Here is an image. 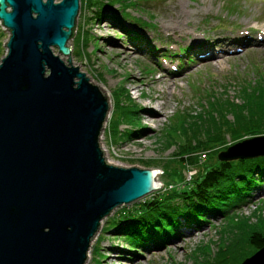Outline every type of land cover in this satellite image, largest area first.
<instances>
[{"label": "water", "instance_id": "water-1", "mask_svg": "<svg viewBox=\"0 0 264 264\" xmlns=\"http://www.w3.org/2000/svg\"><path fill=\"white\" fill-rule=\"evenodd\" d=\"M79 8L80 0H0L9 33L0 60V264H85L101 223L161 187L158 171L103 157L107 96L70 62ZM259 143L264 136L235 143L218 160L264 157L241 152ZM241 264H264V246Z\"/></svg>", "mask_w": 264, "mask_h": 264}, {"label": "rangeland", "instance_id": "rangeland-1", "mask_svg": "<svg viewBox=\"0 0 264 264\" xmlns=\"http://www.w3.org/2000/svg\"><path fill=\"white\" fill-rule=\"evenodd\" d=\"M59 1L61 0H55L56 3ZM133 1L140 3L141 0ZM81 2L80 0L75 38L68 42L69 47L71 42L70 62L110 96L112 108L104 130V143L115 163L111 164L108 159H105L106 162L116 167H137L159 172L157 178L161 184L160 189L139 202L143 203L154 196L157 197V193L165 187L169 188V185L180 186L183 181L199 172L202 173L204 168H208L215 161L209 158L199 168L189 167L183 172L184 177H181L178 165H171L166 169V175L162 174V165L158 164V161L165 160L174 153L173 148L164 149V140L178 114H188L191 117L205 115L209 108L208 101L214 96H222L226 102L239 105L242 102V89L250 92L252 88L264 87V0H148L144 6L127 10L130 28L139 31L147 39V42L138 45L127 43L123 37L118 38L121 33L109 24L97 23L91 18V11L85 9ZM150 17L153 21H148ZM177 18L180 24L175 22ZM137 21L145 25L151 22L152 28L132 27L131 24ZM179 30H182V35L187 38L196 35L202 36V39L191 42L179 35ZM8 37L9 33L0 24V44L3 52ZM80 40L82 45L78 44ZM210 42L213 44L210 51L214 50L220 54L219 57H208L210 54L207 47ZM258 42L260 45H255ZM181 50H189L190 58L178 54ZM54 53L57 54V51ZM3 56H0V60ZM60 57L65 62L69 60V57ZM215 61H221L223 68H217ZM160 69L163 72L159 71ZM161 74H166V79L160 84L167 87L174 82L175 86L165 91L163 100L150 101L146 97L151 93L155 95V92L151 91L149 86L158 80ZM135 81L141 82V92L145 93L140 96V103H151L154 106L164 103L161 110L164 115L146 130L137 118L140 103L134 101L140 93L132 91ZM160 84L155 83L154 87L159 90ZM115 91L118 94L123 92L121 100L126 102L130 99L132 103L127 105L137 108L132 115L137 127L122 121L120 131L122 137H126L120 143L111 137V121L116 114L113 96ZM226 142L230 143L228 139ZM234 144H229V147ZM259 150H264V144L248 146L241 152ZM203 160L204 157L200 159L201 164ZM252 194L253 198H250L248 203L232 210L225 219L210 218L208 223L199 229L185 226L187 223L182 222V227H185L181 229L180 235L167 245L149 244L146 248L130 250L131 246L121 236L109 232L100 244L102 250L99 254L94 255L98 240L90 248L89 264H195L192 255L199 246L211 244L213 253L218 251L217 244L221 235L231 232L230 227L234 226L233 221H236L235 215H238L237 218L252 217V224L257 221L253 217V211L260 208V213L264 215V186ZM136 204L138 203L117 208L110 217L119 213L120 209H131ZM110 217L104 220L98 232V239L102 237L101 231ZM227 239H231V236H227ZM223 244L222 242L221 246ZM110 245L117 249H110ZM115 253L120 257H112ZM200 254L199 258H202L204 253L200 251Z\"/></svg>", "mask_w": 264, "mask_h": 264}, {"label": "trees", "instance_id": "trees-1", "mask_svg": "<svg viewBox=\"0 0 264 264\" xmlns=\"http://www.w3.org/2000/svg\"><path fill=\"white\" fill-rule=\"evenodd\" d=\"M81 1L82 6L91 11V18L97 23L103 22L118 30L122 35L118 38L123 37L127 43L133 42L136 45L147 42L142 33L130 28L127 10L144 6L148 0H141L140 3L133 0ZM148 21H153V18L150 17ZM131 26L139 29L152 28L150 22L145 25L140 21ZM75 31L76 26L72 39L75 38ZM78 44L82 45V41ZM3 50L0 44V56L5 54ZM188 51L181 50L178 54L190 58ZM241 94L242 102L239 105L226 102L222 96H214L208 101L207 114L191 117L180 113L175 117L164 140V149L173 148L174 153L169 158L158 161V164L162 165V174L166 175V169L171 165H178L180 175L184 177L183 172L189 167L199 168L209 158L215 161L208 168H204L202 173L199 172L183 181L180 186L169 185V188L165 187L163 191L158 192L157 197L138 203L131 209H120L116 216L108 219L107 225L102 229V237L98 239L94 250L95 256L102 250L100 244L109 232L121 236L131 246L130 250L146 248L149 244L167 245L176 239L181 229L187 225L199 229L207 224L210 218H227L232 210L248 203L255 190L263 188L264 157L250 160H218L219 153L225 151L229 144L264 136V87L252 88L250 92L242 89ZM113 96L116 114L111 121V137L120 143L126 137H122L120 131L122 121L127 125H134L132 115L137 108L127 105L132 103L130 99L126 102L121 100L123 92L118 94L115 91ZM135 126L137 127V124ZM226 139L230 141L229 144ZM203 156L201 164L200 159ZM260 212V208L253 211V217L257 219L256 224L250 223L252 217L237 218L238 215H235L236 221H233L234 226L230 227L231 232L221 235L217 244L218 251L213 253L211 244L199 246L192 255L195 264H241L251 257L264 246V215ZM182 222L187 224L182 227ZM227 234L231 239H227ZM259 234L262 236L258 237ZM200 251L204 253L202 258H199Z\"/></svg>", "mask_w": 264, "mask_h": 264}, {"label": "bare ground", "instance_id": "bare-ground-1", "mask_svg": "<svg viewBox=\"0 0 264 264\" xmlns=\"http://www.w3.org/2000/svg\"><path fill=\"white\" fill-rule=\"evenodd\" d=\"M175 22H177V24H180L179 23V18H177V20H175ZM151 23V22H150ZM190 23V22H189ZM176 24V25H177ZM188 24V23H187ZM196 32V31H195ZM179 35H181L183 38H185L186 40H190L191 42H194V41H198V40H200V39H202L200 36H196V35H194V36H192V38H187V37H185V35L183 36L182 35V33H184V32H182V30H179ZM168 34V33H167ZM154 37V36H153ZM205 38V37H204ZM215 38H219V37H215ZM214 38V39H215ZM221 38V37H220ZM219 38V39H220ZM213 39V40H214ZM207 40V39H206ZM212 40V41H213ZM201 41V40H200ZM211 41V42H212ZM216 41H218V40H216ZM166 42V41H165ZM210 42V46H209V44H208V46L209 47H207V51L209 52V58H217V57H219L220 56V54H218V53H215V51L213 50V51H210V49H212L211 47H212V43ZM200 45V44H199ZM255 45H260L259 44V42L258 43H255ZM168 48V47H167ZM217 49V48H216ZM217 51H219V50H217ZM142 53V52H141ZM224 53V52H223ZM224 55V54H223ZM206 58V57H205ZM202 59V58H201ZM125 60V59H124ZM158 61V60H157ZM166 65V64H165ZM215 65H216V67L217 68H223L222 67V65H223V63L221 62V61H215ZM160 67V66H159ZM159 71H161V72H163V70L162 69H160ZM166 75V74H165ZM164 74H161V77L158 79V80H155V82H152L151 83V86H149V89L152 91H154L155 92V95L154 94H148V96L146 97V98H148L150 101L151 100H163V97H164V95H166V90H170L171 88H173L174 86H175V83L173 82L170 86H163V84H160V82L162 81V80H165L166 79V76H165ZM131 82V81H130ZM129 82V83H130ZM140 81H135V84L133 85V89H132V91H137V92H139L140 94H138L139 96H136L135 98V101L134 102H136V103H140V101H138L139 99H140V96H142V95H144L142 92H141V89H140ZM145 83V82H144ZM155 83H158V84H160V88H159V90H157L155 87H154V85H155ZM96 85V84H95ZM99 88H101L103 91H104V89L102 88V87H99ZM105 92V91H104ZM106 96H107V99H108V106H109V111H108V114H107V117H106V120H105V122H104V125H103V130H102V132H101V134H100V137H99V145H100V148H101V151L103 152V157L105 158V159H108L109 160V162L111 163V164H114L115 163V161H113V159L110 157V154H109V151H108V148L106 147V144L104 143V140H105V128L107 127V122H108V120H109V118H110V112H111V108H112V102H111V99H110V96H109V94L106 92V94H105ZM163 108H164V103H160L158 106H154V105H152L151 103H140L139 105H138V115H137V118L139 119V124H141L142 125V127L146 130V129H148V128H150V125L152 124V123H154V122H156V121H158L159 119H160V116L161 115H164V113L161 111V110H163ZM147 139V137H145V140ZM255 148H258V147H255ZM254 148V149H255ZM108 162V163H109ZM158 176V175H157ZM157 176L155 177V181L158 183L159 182V180H158V178H157ZM152 194V193H151ZM104 222V221H103ZM103 222L101 223V227H102V224H103ZM101 227H100V229H101ZM98 234L95 236V238L92 240V242H91V245H90V248L93 246V244H94V242L96 241V240H98ZM110 247V249H117V248H115V246L114 245H110L109 246ZM130 254V253H129ZM112 257H120V256H118V254H114V255H112ZM134 258V257H133ZM91 260V256H90V249H89V251H88V254H87V260H86V263L85 264H89V261ZM134 260V259H133Z\"/></svg>", "mask_w": 264, "mask_h": 264}, {"label": "flooded vegetation", "instance_id": "flooded-vegetation-1", "mask_svg": "<svg viewBox=\"0 0 264 264\" xmlns=\"http://www.w3.org/2000/svg\"><path fill=\"white\" fill-rule=\"evenodd\" d=\"M5 52H6V48H5Z\"/></svg>", "mask_w": 264, "mask_h": 264}, {"label": "built area", "instance_id": "built-area-1", "mask_svg": "<svg viewBox=\"0 0 264 264\" xmlns=\"http://www.w3.org/2000/svg\"><path fill=\"white\" fill-rule=\"evenodd\" d=\"M204 157V156H203Z\"/></svg>", "mask_w": 264, "mask_h": 264}]
</instances>
